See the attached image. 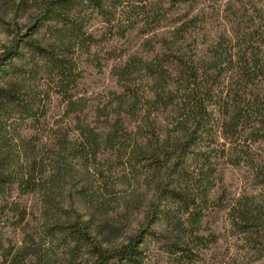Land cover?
<instances>
[{
  "label": "trees",
  "instance_id": "obj_1",
  "mask_svg": "<svg viewBox=\"0 0 264 264\" xmlns=\"http://www.w3.org/2000/svg\"><path fill=\"white\" fill-rule=\"evenodd\" d=\"M201 1L131 0L129 15L124 0H0V264H150L156 250L186 263L215 236L209 227L223 201L212 153L228 147L238 165L250 141L264 142V0H240L234 23L249 16L255 26L227 47L202 33L200 11L191 15ZM31 9L24 33L19 21ZM86 9L106 24L112 49L144 38L96 97L87 76L100 44ZM260 169L263 205L238 212L232 223L242 233L264 231ZM116 172L136 183L126 212L141 187L154 193L144 224L127 235L114 228ZM168 225L166 242L159 229Z\"/></svg>",
  "mask_w": 264,
  "mask_h": 264
},
{
  "label": "rangeland",
  "instance_id": "obj_2",
  "mask_svg": "<svg viewBox=\"0 0 264 264\" xmlns=\"http://www.w3.org/2000/svg\"><path fill=\"white\" fill-rule=\"evenodd\" d=\"M47 1L50 0H40L42 4ZM130 1L124 0V5L128 7L127 11L129 15L133 13L132 9L134 5ZM248 1L261 6V0ZM229 3L233 4V9H230L231 5ZM240 3V0H202L200 6L198 5L191 12V15H196L200 11L203 15L198 27L202 33L207 34V38L212 41L222 38L224 46L227 47L230 38L234 34H243V26L252 28L255 26L254 22L250 21L249 16H245V23L243 22L242 26L238 24L239 22L234 23V19L237 16L233 17V11L239 9ZM28 12L19 21L24 33L27 32L35 18L33 17L35 10L31 9ZM3 13L7 12L0 10V15ZM81 15L87 30L97 37L100 44V48L97 49L99 50L97 55L98 61L93 67L91 66L88 69L89 75L87 76L90 92L95 93L96 97L106 86H114V68L124 62L130 54H136L135 52L144 38L139 35H129V39L124 40L121 44H118L119 46L117 45L115 49H112L114 45L108 44L111 37L107 34L106 24L102 22L100 17L93 10L88 9L84 10ZM7 21H9V17ZM39 38L46 41L50 40L52 36L46 33L42 34ZM6 42V26L0 25V49ZM250 119L251 122L254 121V117ZM251 128L248 127L246 129L247 132L244 135L242 134L241 142L252 131ZM250 142L249 153L243 159H238V165L232 164L231 160L233 159H231V152L228 150V147H220L212 153L211 168L214 169V190L215 194L219 192L222 194L223 201L221 204L222 213L209 227L215 236L205 240L199 246L196 245L193 250L197 255H194V258L186 263L173 262L170 257L156 250L152 253V262L150 264H264V231L260 227H254L249 229L247 233H242V229L232 223L236 222L238 212L246 209L247 206L258 208L263 205L262 198L259 196L262 190L258 186L259 181L256 179V174L262 173L260 168L264 164V142ZM192 165L196 166V163ZM143 167L146 170L145 165ZM143 167L138 168V173L135 176L139 177L144 173ZM115 174L117 176L110 179V186L115 192L110 198L116 200V203L112 207L116 214L114 228L119 230V234L127 235L135 232L144 224L147 210L146 201H151V196L154 193L151 186L144 185L141 187L146 180L143 177L138 185V189L141 187L139 190L142 197L136 198L132 210L126 212L122 207V203L130 197L129 192L131 190L129 189V184L132 181V174L130 172L126 173L131 178L130 183H127V185L120 179L119 173L116 172ZM149 176L151 179L152 173H149ZM132 184L135 186L136 183L132 181ZM142 204H144V208L141 210L139 207L141 208ZM172 228V225H168L159 229L162 241H166L172 237ZM122 240H118L117 243H120Z\"/></svg>",
  "mask_w": 264,
  "mask_h": 264
}]
</instances>
